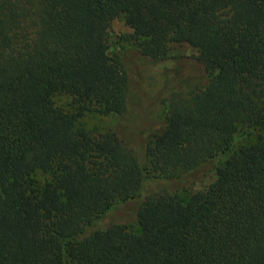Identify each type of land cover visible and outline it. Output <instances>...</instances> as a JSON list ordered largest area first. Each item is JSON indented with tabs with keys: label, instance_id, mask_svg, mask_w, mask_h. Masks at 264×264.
Returning a JSON list of instances; mask_svg holds the SVG:
<instances>
[{
	"label": "trees",
	"instance_id": "trees-1",
	"mask_svg": "<svg viewBox=\"0 0 264 264\" xmlns=\"http://www.w3.org/2000/svg\"><path fill=\"white\" fill-rule=\"evenodd\" d=\"M115 18L136 59L184 43L207 77L168 93L145 142ZM0 264H264V0H0Z\"/></svg>",
	"mask_w": 264,
	"mask_h": 264
},
{
	"label": "rangeland",
	"instance_id": "rangeland-1",
	"mask_svg": "<svg viewBox=\"0 0 264 264\" xmlns=\"http://www.w3.org/2000/svg\"><path fill=\"white\" fill-rule=\"evenodd\" d=\"M130 34L131 30L123 23L121 18L112 20L107 34V53L109 55L120 53L124 63H126L131 78L128 119L132 123L131 129L139 130L142 134L139 132L138 137L145 142L152 135L158 133L164 125L168 93L172 90H183L186 87L203 86L207 77L202 74L194 62L197 51L184 43L171 44L168 56L163 61L154 62L145 58L136 59L129 37ZM53 101L55 105L68 109V97L56 96L53 97ZM79 122L88 128L110 129L116 125L117 118L115 116L101 117L95 114H86ZM259 133L261 132H253L247 137L236 139L231 150L252 143ZM212 178L213 173L205 170L193 182L183 183L181 181L168 184V187L172 190L178 188L180 191L194 192L205 187ZM162 185H165L164 182L158 181L152 184L151 187L156 188ZM132 209L133 206L129 204L128 213L132 212ZM114 218L118 220L122 218L123 223L129 229L134 230L137 228L135 220L130 214L122 216L121 212L120 216L114 214ZM103 224H105V220L97 222L93 228H100ZM92 229H89V231Z\"/></svg>",
	"mask_w": 264,
	"mask_h": 264
}]
</instances>
